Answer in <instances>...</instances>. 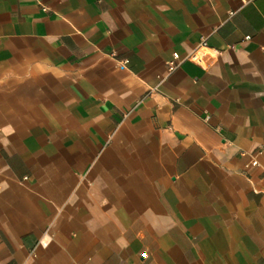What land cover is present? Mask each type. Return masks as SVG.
Here are the masks:
<instances>
[{
    "label": "crops",
    "instance_id": "crops-1",
    "mask_svg": "<svg viewBox=\"0 0 264 264\" xmlns=\"http://www.w3.org/2000/svg\"><path fill=\"white\" fill-rule=\"evenodd\" d=\"M263 147L264 0H0V264H264Z\"/></svg>",
    "mask_w": 264,
    "mask_h": 264
},
{
    "label": "built area",
    "instance_id": "built-area-1",
    "mask_svg": "<svg viewBox=\"0 0 264 264\" xmlns=\"http://www.w3.org/2000/svg\"><path fill=\"white\" fill-rule=\"evenodd\" d=\"M211 49L212 48L209 45L208 39L206 37H202L200 41L197 43L196 47L191 52H189L187 59L201 67H207L209 65L208 57ZM215 52L218 53L217 50H215ZM180 62H181L180 53L174 52L173 57L168 64L169 70L173 71L174 69H176L179 66ZM251 163L252 165L259 164L256 158H254Z\"/></svg>",
    "mask_w": 264,
    "mask_h": 264
}]
</instances>
